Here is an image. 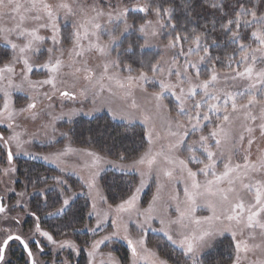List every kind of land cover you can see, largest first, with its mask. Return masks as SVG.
Returning a JSON list of instances; mask_svg holds the SVG:
<instances>
[{
    "label": "snow or ice",
    "instance_id": "snow-or-ice-1",
    "mask_svg": "<svg viewBox=\"0 0 264 264\" xmlns=\"http://www.w3.org/2000/svg\"><path fill=\"white\" fill-rule=\"evenodd\" d=\"M62 18L72 23L66 35ZM0 45V125L8 130L0 133V264H11L14 245L25 264H74L82 245L65 228L77 219L79 193L60 174L27 178L25 189L55 207L46 214L65 217L58 239L42 228L39 205L16 190L14 159L31 156L25 146L38 136L55 140L58 121L105 108L114 120L143 122L142 150L75 148L68 129L59 132L62 148L33 156L82 181L96 220L87 264H120L102 248L116 239L127 242L129 264H169L148 246L147 229L179 250L176 264H221L211 253L225 238L227 264H264V0H0ZM106 166L139 177L115 205L100 183ZM149 181L155 192L143 207ZM25 216L34 218L28 232Z\"/></svg>",
    "mask_w": 264,
    "mask_h": 264
},
{
    "label": "rangeland",
    "instance_id": "rangeland-1",
    "mask_svg": "<svg viewBox=\"0 0 264 264\" xmlns=\"http://www.w3.org/2000/svg\"><path fill=\"white\" fill-rule=\"evenodd\" d=\"M61 24V28H62V33L63 34H68L71 30H72V23L71 20L65 21L63 18L60 21ZM132 35L136 34L133 33ZM3 45H0V55L3 54V52H6L7 49L2 48ZM146 54L151 55L153 53H155L157 51V49L153 48L150 50H145ZM206 66H202V71H205ZM33 78H41L39 75H34ZM151 88V86H150ZM138 100L140 103H143V99L139 97L138 95ZM14 100L16 102V104L19 106L21 104L24 103V94L20 93V92H16L14 93ZM174 98L167 96L165 103H170L173 102ZM66 103H70V102H66ZM104 114L107 117H109V119H112L111 114L107 111V109H102L96 113H94V116H98ZM81 117H85V118H92V117H87V116H77L74 117L71 121L68 120L67 118L60 120L57 122V128L59 131H57V133L55 134V140H49L46 137H44L43 135L38 136L32 143L28 144L25 146L26 151L30 152L32 155H26V156H42L51 152H54L60 148H62L64 146V144L68 143V141L65 139V137L60 136L59 132L60 131H68V129H72V124L74 123L75 120H78ZM118 122H122L125 123L126 125H128L127 121H123L120 119H115ZM129 126H136L138 129H140V131L143 132L144 129V124L142 121L137 120L135 122H133L131 125ZM6 127L4 125H0V132H4L5 135L8 134V130L5 129ZM29 130H34V126L29 124L28 125ZM2 129V130H1ZM73 134H72V139H73V147L75 148H94L91 145H86V144H82L81 142H77L76 139L73 138ZM146 143V141H145ZM22 155H24L23 153H21ZM76 158L75 157H71L70 161H75ZM35 161H39L40 164L38 172L39 174H42L40 176H53V175H57L60 174L62 175L64 178H67L68 183L71 182V186H72V192L73 193H79V195L77 196L75 203L80 205V206H84L85 207V212L83 215V222L79 227L80 223L78 226L75 227L76 231L72 232L71 235V239H74L77 243L81 244V250H83V252L85 253L86 258L87 257V247L84 246L85 242L90 241L93 238V234L91 232L88 231V227L94 226L95 225V217H89L87 215V212L89 211L90 208V200L86 194V189H81L80 185L82 183V181L79 179V176L71 171L65 172V173H59V170L57 169L56 165L51 163L50 161H44L43 159H35ZM116 173V174H115ZM119 174V176L117 175ZM114 176H117L119 178H122V180H124V183L127 185L126 187V193L120 197V195L118 194V198L116 199L115 203H113L114 205L116 203H119L121 198H127L128 195L131 194V192L134 190V188L136 186H138V182H139V177L136 173L131 172L127 175L122 174L121 172L111 168V167H105L104 170L101 172V186L104 192V195L107 196L109 198V201L111 202V198L112 196L110 195V193H113L107 188H109V184L108 181L113 179ZM52 184V181L49 180V185ZM182 188V185L180 186ZM155 192V184L153 181H149L148 185L142 190V192L139 194V198H140V202L142 204L143 207H147L148 202L151 200V197L153 195V193ZM116 194V193H115ZM74 203V204H75ZM198 214H207L206 212L204 213H198ZM107 230H111L110 229V220H109V224L105 226ZM160 225L157 221H154L152 224V228L155 229H159ZM73 230V228H72ZM132 231L135 234V225H132ZM83 234L86 235L85 238H81L77 237V235L79 234ZM101 234H104L103 232H101ZM82 235V236H83ZM146 239H147V243L148 246L150 248H152L153 250L157 251L158 254L163 257V258H167L169 260V264H176V261L179 259V250L178 249H174L173 245L170 244V242L167 241L166 237H164L163 233L159 232V231H152V229H147L146 230ZM103 250L105 252L107 251H111L113 253L114 256H116L119 261L120 264H129L130 259H131V252L130 249L128 248L127 242L123 239H116L112 242H108L106 246H102ZM229 256H230V249L227 246V238H225V241L222 245H220L215 251H213L211 253V259L213 261L219 260L221 262V264H227L228 260H229ZM221 258V259H220ZM87 264V263H86ZM141 264H143V262H141Z\"/></svg>",
    "mask_w": 264,
    "mask_h": 264
},
{
    "label": "trees",
    "instance_id": "trees-1",
    "mask_svg": "<svg viewBox=\"0 0 264 264\" xmlns=\"http://www.w3.org/2000/svg\"><path fill=\"white\" fill-rule=\"evenodd\" d=\"M202 22L203 17L197 21H194L191 27H196ZM131 38L135 39V35H132ZM223 51L224 50L221 49V51L216 54H223ZM126 127L129 128V131L127 134L121 135V133H124ZM132 129H134V132ZM72 134L74 135L73 138L76 139L77 142L91 145L97 150H99V148L105 143L108 145L115 143L117 148H128L133 155L136 154V152L132 151L133 149L136 151L142 150V131H140V129H138L136 126H129L125 123L111 120L104 114L98 116L96 115L92 118L81 117L78 120H75L72 124ZM89 136L95 137V142L89 141ZM30 175L37 176V172H35L34 175H32L31 172ZM117 175L119 176V174ZM108 184L110 186L107 188L109 193L110 191L113 192L110 193L112 196L111 202L115 203L116 199L118 198V194L120 197H122L126 193L127 185L124 183L122 178L117 176H114L113 179L109 180ZM73 211L77 213V219L74 221L72 227H68L69 229L75 228L79 225V223L83 222L85 207L75 203ZM57 223L58 226L60 225L59 227H63L66 224L65 217H61Z\"/></svg>",
    "mask_w": 264,
    "mask_h": 264
},
{
    "label": "flooded vegetation",
    "instance_id": "flooded-vegetation-1",
    "mask_svg": "<svg viewBox=\"0 0 264 264\" xmlns=\"http://www.w3.org/2000/svg\"><path fill=\"white\" fill-rule=\"evenodd\" d=\"M0 133H3L5 135L3 131ZM14 163H15V166L17 167V172H16L17 183L15 185L16 190L18 192L26 191L29 194L25 198L30 201V204L33 208H36L39 205L41 210L38 214L41 217L42 228L44 230L49 231L53 235H56L58 239L63 238L57 235V233L59 232V229L61 228L59 227L60 225L59 226L57 225L58 224L57 222L63 216H48L46 213L54 212L55 207L46 206L43 202L42 197L39 195V193L36 190L33 189L31 185H28V187L25 189V185L27 184V178L36 177V176H31L30 175L31 172H32V175H34L35 172H37V176H40L38 172V169H39L38 165L40 164V162L35 161L33 157L20 154V155L15 156ZM65 179L67 180V178ZM68 184L70 185L71 182H69ZM9 195L11 196L12 201L14 202L16 199L15 194L10 193ZM53 200H55V193H52L50 195L49 204H51ZM56 207H58V205ZM23 220H24V223H23L24 231L28 232L33 227L34 218L31 216H25ZM81 224L82 222L80 223L78 228H80ZM65 231L68 233L69 238H71L72 232L74 231L69 228H65ZM82 235L83 234L80 233L79 235H77V237H80V239L86 237V235H83V236ZM41 239L43 241V238ZM43 243L45 244V252L43 255H44V258L47 259L50 256L49 249L51 248V246L47 245L46 241H43ZM32 248H33V251L35 252L36 251L35 245H33ZM26 259H27V255L23 251V249L14 245L13 252L9 255V260L11 264H25ZM86 263H87V258L85 256V253L83 252V250H80V254L74 258V264H86Z\"/></svg>",
    "mask_w": 264,
    "mask_h": 264
}]
</instances>
